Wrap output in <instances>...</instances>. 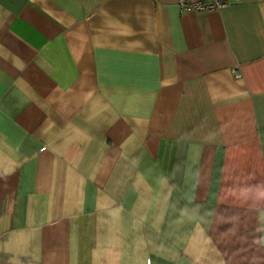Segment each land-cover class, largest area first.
Returning a JSON list of instances; mask_svg holds the SVG:
<instances>
[{"label": "crops", "instance_id": "1", "mask_svg": "<svg viewBox=\"0 0 264 264\" xmlns=\"http://www.w3.org/2000/svg\"><path fill=\"white\" fill-rule=\"evenodd\" d=\"M223 1L0 0V264H264V0Z\"/></svg>", "mask_w": 264, "mask_h": 264}, {"label": "built area", "instance_id": "2", "mask_svg": "<svg viewBox=\"0 0 264 264\" xmlns=\"http://www.w3.org/2000/svg\"><path fill=\"white\" fill-rule=\"evenodd\" d=\"M224 4L223 0H177V5L181 12L216 10L224 6ZM234 74L239 76L237 69L234 70Z\"/></svg>", "mask_w": 264, "mask_h": 264}]
</instances>
